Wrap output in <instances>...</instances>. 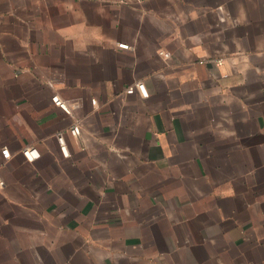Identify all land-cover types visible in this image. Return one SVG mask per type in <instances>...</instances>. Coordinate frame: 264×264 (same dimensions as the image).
I'll return each instance as SVG.
<instances>
[{
  "label": "crops",
  "instance_id": "crops-1",
  "mask_svg": "<svg viewBox=\"0 0 264 264\" xmlns=\"http://www.w3.org/2000/svg\"><path fill=\"white\" fill-rule=\"evenodd\" d=\"M0 178V264H264V0H0Z\"/></svg>",
  "mask_w": 264,
  "mask_h": 264
},
{
  "label": "built area",
  "instance_id": "built-area-1",
  "mask_svg": "<svg viewBox=\"0 0 264 264\" xmlns=\"http://www.w3.org/2000/svg\"><path fill=\"white\" fill-rule=\"evenodd\" d=\"M118 48L124 49V50H129L130 46L127 44H118ZM164 55L166 56L167 54H164ZM200 63H203V61ZM215 63H216V65L221 64L220 60H216ZM60 78H61V76L59 74L52 73L49 76L48 84L50 86H52V84L56 81H59ZM135 92H138L139 95L143 98H146L148 96V92H147L143 82H141V81L134 82L132 85H130L125 90V94H127V95L134 94ZM51 100L55 106L60 108L66 115H68L70 117H73V111L79 106L77 101L60 98L59 95H57V94L53 95ZM90 103L92 106H95L96 100L92 98L90 100ZM80 132H81L80 120L77 118H74L71 125L67 129V134H69L70 137L76 139L79 137ZM55 140L59 146L61 156L63 158H68L69 153L67 150V145H66L64 134H62V133L56 134ZM22 153H23L24 157L26 158V160H28L30 162L35 160L39 156V153L33 147L24 148ZM1 154H2L3 158H5V159L9 158V156H10V152L7 148H3L1 150ZM0 188L1 189L5 188V183L3 182V180L1 178H0Z\"/></svg>",
  "mask_w": 264,
  "mask_h": 264
}]
</instances>
